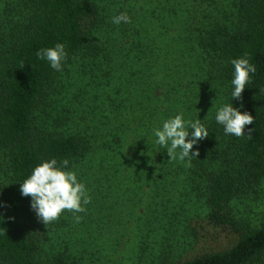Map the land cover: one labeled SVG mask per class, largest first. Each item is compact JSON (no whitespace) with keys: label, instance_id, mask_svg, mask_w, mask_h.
I'll return each mask as SVG.
<instances>
[{"label":"trees","instance_id":"obj_1","mask_svg":"<svg viewBox=\"0 0 264 264\" xmlns=\"http://www.w3.org/2000/svg\"><path fill=\"white\" fill-rule=\"evenodd\" d=\"M147 1L145 7H152L139 11L140 0H0V264H84L75 246L96 247L99 233L76 220L62 230H31L34 211L30 197L21 196L19 182L51 158L68 159L77 173L98 152L102 136L115 138L114 145L104 140V151L117 159L125 139L120 132L123 121L117 117L120 109L133 117L140 111L137 119L128 121L136 128V159L144 160L154 149L161 175L188 187L194 203L189 212L180 206V212H166L155 223L145 220L149 224L141 230V242L143 237L164 249V241L177 233L184 242L188 218L235 237L230 248L216 253L181 261L185 254L180 244L177 253L169 248L175 255L168 250L133 264H264V0ZM121 12L130 22L113 24L112 17ZM174 31L184 43L190 40L191 53L202 52L203 70L192 69L188 60L180 66L174 53L181 40H172ZM55 43H63L68 53L59 72L36 56ZM120 55L125 56L123 62L118 61ZM245 55L257 71L242 98L231 99V60ZM89 62L99 67V78L84 66ZM74 69L81 78L74 79ZM53 89L70 90L71 105L57 115H39ZM228 102L253 116L245 136L225 135L215 122L217 108ZM105 113L103 126L89 125ZM179 113L185 120L200 119L209 133L194 146L199 155L190 164L170 160L152 134ZM146 140L151 148L147 153ZM113 172L99 176L112 190L123 184L117 179L121 171ZM88 178H97V173ZM105 201L93 194L85 209L105 215ZM192 239H198L196 231ZM49 242L51 246H43Z\"/></svg>","mask_w":264,"mask_h":264},{"label":"rangeland","instance_id":"obj_2","mask_svg":"<svg viewBox=\"0 0 264 264\" xmlns=\"http://www.w3.org/2000/svg\"><path fill=\"white\" fill-rule=\"evenodd\" d=\"M147 3H149L147 0H140L137 4L138 10L141 11V7H145ZM197 6H199L198 2L192 6L194 12ZM151 7L152 5L149 4L148 7L145 8L148 9ZM184 15L183 13L181 16L183 19L185 17ZM174 34L176 35L172 36V40L174 38L180 41L181 38H183L180 37L181 34L178 31H174ZM161 35L163 34H160V36ZM197 36L198 34H196L194 38L197 39ZM189 43L190 40L186 43H184V40H181L180 45L175 48L174 55L178 60H181L180 66L184 67V63L188 60V63H192V69H195L197 72L201 71L205 68L204 63L206 60L202 57L204 55L202 52L200 53L195 49L194 52L191 53V45ZM110 48L109 51L111 52L114 46L111 44ZM170 49H174V47H170ZM124 57V55H120L118 61L123 62ZM84 66L88 71L93 72L94 76L99 78L101 73L99 67L95 69L92 62L86 63ZM143 67L145 71H147V66H145V64H143ZM73 73L75 80L82 76L76 69L73 70ZM145 75L146 73L143 77ZM158 93L161 92L159 91ZM49 94L48 99L43 102L40 107L39 115L45 111L57 115L65 106L69 107L71 105L72 96L70 90L66 92L60 89H53L49 91ZM130 103H132V101ZM130 103L123 105V107H126ZM101 104L107 107L105 102ZM122 111V109L117 111V117L123 121V127L122 125L120 126V132L124 133L123 135L125 137L124 141H121L123 153L120 156H116L117 159L108 157L104 151L105 141L114 145L116 140L115 138H106L100 135L102 137L99 138H101L102 142L98 141L96 145L98 152L95 153L88 162L85 164L82 163V165L77 168V173L84 174V178L78 179L83 183L86 182V189L89 197L96 194L98 197L106 200L105 207L108 209L106 214L104 215V213L101 212H87L86 209L80 213H73L65 210L61 214L63 220L59 217L56 221L45 225L34 212L30 222V229L35 231L36 229L42 230L47 228V230L50 231L51 229L55 230L56 226H60L61 230L66 229L69 223L71 225L72 222L76 220L75 216H80V223H84L91 227L92 229L90 230H92L93 234H95L96 231L100 234V236L97 234L98 238L93 242L96 247L87 244L75 246L76 255L82 259V263L84 264H133L139 258L145 257L150 259L152 254L158 253L163 256L165 251H172L170 249L178 247L180 244H183L185 254L181 261L230 248L235 241L234 236L227 232L215 231L206 222L196 220L191 222V218H188V228L186 233H183L185 234V240L188 242H185V240L184 242H179L182 241L183 238L178 233L172 238L164 241L166 242L164 249L157 248L159 247L157 245H155V247L149 245V241H143V237L141 242V230L145 229L147 224H149L145 222V220L153 219L155 223L161 218L162 214L166 212H180L182 210L180 206H183V212H189V209L194 206V203L190 199L188 187L181 188V186L176 184L173 178L161 175V170L163 168H161L162 165L159 158L156 157L154 149H152L151 153L147 154L144 160L142 158L141 160L136 159V145L138 144L132 138L136 128L134 129L133 123L131 124L128 121L137 119L140 111L136 112L138 117H133L129 114L124 115ZM107 113L97 120L90 121L89 125L103 126L104 121H107ZM131 125L133 129H128L127 126ZM107 134L108 133H106V136ZM147 145L146 140L144 146ZM150 149L151 148H148V146L144 148L146 153ZM102 154L104 157H102ZM114 168L121 171L120 177H117V179L123 184L117 187L113 186L112 190V188L108 187L109 184L106 181L99 180V176L100 172L101 176L104 174L114 175ZM92 173H97V178L89 179L88 176ZM177 204H179V206ZM178 227L181 229L180 226ZM183 228L185 229V227ZM194 231L198 233V239L195 241L192 239ZM81 232L84 234L83 231ZM43 246H51V242H49V245L45 244ZM61 246L62 249L65 248L64 245ZM88 247H91L92 250L85 252L84 250ZM50 250L53 251L51 248ZM175 251V253H177L178 250L175 248ZM175 253L173 254L175 255ZM72 261L73 259L71 262Z\"/></svg>","mask_w":264,"mask_h":264},{"label":"clouds","instance_id":"obj_3","mask_svg":"<svg viewBox=\"0 0 264 264\" xmlns=\"http://www.w3.org/2000/svg\"><path fill=\"white\" fill-rule=\"evenodd\" d=\"M130 22L124 12L112 17V23L119 25ZM37 58L46 61L49 66L59 72L63 70L68 53L63 43H55L52 47L41 48L36 52ZM231 79V99H241L245 86L251 82V74L257 71L249 58H234ZM261 91V89H260ZM243 106L241 105V108ZM206 118V117H205ZM215 122L223 127L225 135L245 136L246 126L253 124V116L233 107L232 103H224L215 112ZM192 130L191 132L189 130ZM155 143L166 149L171 159L191 163L192 158L199 155L193 150L200 140L209 136L206 125L200 120H185L182 113L164 120L159 127L152 130ZM19 192L23 197H30V207L45 225L56 221L65 210L73 213L85 211L84 205L90 203L86 186L78 179L77 173L69 168V160L58 161L51 158L37 164L22 182ZM77 222L80 216H75Z\"/></svg>","mask_w":264,"mask_h":264}]
</instances>
